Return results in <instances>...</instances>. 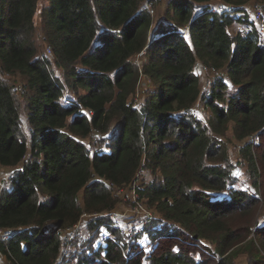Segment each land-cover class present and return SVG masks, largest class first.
I'll return each mask as SVG.
<instances>
[{
  "label": "trees",
  "instance_id": "obj_1",
  "mask_svg": "<svg viewBox=\"0 0 264 264\" xmlns=\"http://www.w3.org/2000/svg\"><path fill=\"white\" fill-rule=\"evenodd\" d=\"M155 2L0 0V165L17 167L0 192L9 264H54L62 231L84 214L111 235L68 264H264V29L248 15L264 0H168L156 25ZM40 5L55 63L35 39ZM198 63L218 73L208 88ZM1 74L19 75L22 89ZM228 130L259 139L237 161L255 192L236 186ZM93 132L104 148L88 147ZM145 170L154 178L138 193L158 217L130 239L105 222L119 202L107 182L126 187Z\"/></svg>",
  "mask_w": 264,
  "mask_h": 264
},
{
  "label": "rangeland",
  "instance_id": "obj_2",
  "mask_svg": "<svg viewBox=\"0 0 264 264\" xmlns=\"http://www.w3.org/2000/svg\"><path fill=\"white\" fill-rule=\"evenodd\" d=\"M167 2L168 0H156V2L154 3L155 5H153L152 7L154 8V21H155V25L158 23H160L161 21V17L162 15L166 12L167 9ZM217 7L222 6L223 4L220 1H216L215 2ZM43 6V4H42ZM258 5L255 4V2H253L250 5V9H255V7H257ZM42 10H41V5L39 6V10L35 19V23H36V35H35V39L37 40L39 46H40V51L44 54L47 55V50L50 49L49 44L47 43V41L45 40V37L42 33V28H41V16ZM235 26L237 27V29H239L240 25L235 24ZM52 50V49H51ZM53 52V51H52ZM50 60L52 62H56V58L55 55L54 57H50ZM138 60V59H137ZM139 63H142V61H139ZM54 69L56 72V75L60 78V79H64V74L62 72L61 69H58L56 67V65L54 64ZM196 72L199 74L200 78H202V86L205 88L210 87L212 81L214 80V78L216 76H218V73L204 67L201 63H198L197 67H196ZM1 77L7 81L8 83H10L11 85H15V87H17L16 89L21 90L22 89V85H23V79L19 76V75H2ZM149 88V81L147 80L146 77L141 78L140 83H139V87H138V93L135 96L134 102L136 104H138L142 99H144L147 95V91ZM71 92H73L72 90H70ZM81 91V90H80ZM66 92L67 95L69 94L68 88H66ZM74 96V93H72ZM21 94L19 93V99H21ZM197 114L201 117L202 120L206 121L208 115L210 114L209 110H206L203 106L196 110ZM25 129H27L25 127ZM101 134L97 133V132H93L85 141L88 145V147L92 150H96L97 148H104L105 145L101 144ZM227 145L228 148L230 150V154H231V158H232V162H234V172L233 175L238 179L237 182V187H242V188H250L251 191L255 192V184L254 182L256 181V176L254 177L251 168L249 166V163L246 161H244L246 164L240 165V163H238V158L241 156L240 154H242L241 149L242 146H244L247 142H253V143H259V139L258 137H250L244 141H238L237 139L234 138L233 133L228 130V132L225 135V138H223ZM260 145V144H259ZM240 155V156H239ZM242 160V158H241ZM243 161V160H242ZM261 167V166H259ZM17 167H4L2 165H0V192L2 190H4L6 187L9 186V179L11 174L14 172V170ZM262 169V167H261ZM262 178H260L261 184H262V189L257 190V193H261L262 196L264 197V172L262 174ZM154 178V175L152 173H150L149 171H143L141 172L138 177H137V185H142L143 183H148L150 180H152ZM254 184V185H253ZM131 192L129 189L125 190V193H123L121 196H115L119 199V202L116 205V210L115 212H107V214H105L104 216H106V220L105 222H107L108 224H110L111 228L116 229L119 226H122L123 228H127L129 227L132 223H135L137 221L140 220V218L137 217V215L133 212L132 206L130 204L129 201V196H130ZM82 196H80L81 198ZM148 205V204H147ZM149 206V205H148ZM157 216V214L153 213V216ZM97 217V216H95ZM95 217H90L89 215L86 216H82V229L79 230L75 236L73 237V239L69 238L68 235V231H62L61 233V239H62V258H61V264H68L70 259H73L75 257V255H77L76 253H78L79 251H88L89 248L91 247H98L100 245H103L101 243H92L91 240L89 239V234L92 233V230L89 229L88 224L90 223V221ZM158 217V216H157ZM264 219V206L262 207L261 210V214L259 217V221ZM99 229V233H107L111 235L110 232V228L105 227H101L98 228ZM133 234V233H131ZM89 237V238H88ZM129 238L131 239V236H129ZM135 238V237H133ZM96 240V239H95ZM140 245H142L147 251L150 250L152 248L151 246V241L149 240H145V239H140ZM97 248V249H98ZM248 263V259H247V255H241L237 260H235V264H247ZM0 264H9L7 262V260L4 258Z\"/></svg>",
  "mask_w": 264,
  "mask_h": 264
},
{
  "label": "built area",
  "instance_id": "obj_3",
  "mask_svg": "<svg viewBox=\"0 0 264 264\" xmlns=\"http://www.w3.org/2000/svg\"><path fill=\"white\" fill-rule=\"evenodd\" d=\"M149 10L151 11L152 15H154V8L149 5ZM248 15L249 17L258 23L260 26V29L263 31L264 29V13H263V8L262 7H255V9H249L248 10ZM50 47V46H49ZM50 47V49L47 50V56L50 58L54 57V51ZM53 51V52H52ZM144 51L140 54L143 55ZM239 161L241 160V157L238 158ZM141 173L139 171L138 175ZM108 186L112 190V196H121L123 193H125L126 189H130V196H129V201L132 206L133 212L137 215L138 218H140L139 221L132 223L129 227L123 228L122 226H119L118 228L124 233L128 234L131 237H134L136 233L141 232L143 227L148 224L153 218L152 212L149 210V206L147 203L144 201V199L140 198V195L138 193V185H137V180L133 181L126 187H118L112 182H107ZM117 198V197H116ZM87 214H84L83 216H86ZM91 217V215H89ZM82 221V220H81ZM79 221L77 224L69 227L68 229L64 231H68V235L70 239H73L75 234L82 229V223ZM0 233L8 235L7 232H4L3 230H0ZM133 233V234H131ZM90 237V238H89ZM89 239L91 240L92 243H105L109 238L110 234L107 233H99V229L92 231L91 234H89ZM96 239V240H95ZM63 254L57 259V261L54 264H61V258Z\"/></svg>",
  "mask_w": 264,
  "mask_h": 264
},
{
  "label": "bare ground",
  "instance_id": "obj_4",
  "mask_svg": "<svg viewBox=\"0 0 264 264\" xmlns=\"http://www.w3.org/2000/svg\"><path fill=\"white\" fill-rule=\"evenodd\" d=\"M115 210L113 212H115ZM149 210L152 212V214L154 213V211L152 209L149 208ZM0 230H3L4 232L8 233V235L0 233V243L3 242V241L9 240L11 238L12 230H10V229H2V228H0ZM4 258L5 257L0 253V262Z\"/></svg>",
  "mask_w": 264,
  "mask_h": 264
}]
</instances>
